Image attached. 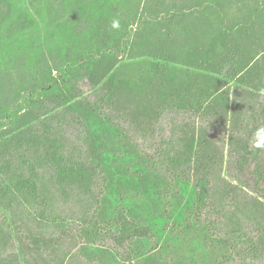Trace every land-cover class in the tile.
Listing matches in <instances>:
<instances>
[{
	"label": "trees",
	"instance_id": "16d2710c",
	"mask_svg": "<svg viewBox=\"0 0 264 264\" xmlns=\"http://www.w3.org/2000/svg\"><path fill=\"white\" fill-rule=\"evenodd\" d=\"M41 1L0 0V48L36 25L29 8L41 16ZM86 1L100 0L79 2ZM229 1L170 0L174 11L164 18H221ZM102 23V16L90 23L81 55L54 75L17 85L0 107V264H98L84 254L90 245L115 264H148L130 248L148 236L146 227L121 213L119 231L104 223L99 203L112 173L89 136L85 122L93 112L143 155L150 174L140 179L142 190L169 176L190 185L200 224L234 250L217 264H264V33L256 35L254 21L218 32L208 60L196 67L190 55V64L210 75L190 72L174 103L144 117L125 99L128 82L115 78L125 38L109 45L99 35ZM246 40L257 52L242 60ZM219 48L228 54L218 55ZM151 69L160 71L154 63Z\"/></svg>",
	"mask_w": 264,
	"mask_h": 264
},
{
	"label": "rangeland",
	"instance_id": "374dc122",
	"mask_svg": "<svg viewBox=\"0 0 264 264\" xmlns=\"http://www.w3.org/2000/svg\"><path fill=\"white\" fill-rule=\"evenodd\" d=\"M59 1L63 5L58 6ZM79 1L56 0L48 7L42 0L41 16L29 8L36 25L13 41L1 43L0 107L12 97L17 85L41 80L51 72L54 75L69 58L81 55L90 23L101 16L99 35H104L109 45L125 38L115 78L128 82L131 90L125 99L144 117L152 116L157 106L174 103L190 72L210 75L196 67L201 60H208L205 51L218 32L226 27L251 28L254 21L256 35L264 33L261 0H230L223 8L224 17L205 12L179 16L171 23L164 18L174 11L170 0H100L98 6L93 1ZM99 3L103 5L101 13ZM114 23L118 26L113 27ZM193 52L196 67L190 64ZM216 52L228 54L222 48ZM256 52V46L246 40L239 53L242 60H249ZM177 57L179 63L174 60ZM152 63L158 64L160 71L152 70ZM85 123L112 173V183L102 191L99 203L104 223L119 231L116 218L121 213L148 229L147 237L130 245L135 260L148 264H217L233 255L232 246L224 244L207 223L200 224L190 185L169 176L167 183L151 191L142 190L140 179L149 176L150 168L141 152L124 142L97 112L87 114ZM238 241L234 236V242ZM84 254L98 264H115L105 250L93 245Z\"/></svg>",
	"mask_w": 264,
	"mask_h": 264
},
{
	"label": "clouds",
	"instance_id": "9594fccd",
	"mask_svg": "<svg viewBox=\"0 0 264 264\" xmlns=\"http://www.w3.org/2000/svg\"><path fill=\"white\" fill-rule=\"evenodd\" d=\"M118 26V24L117 23H114L113 24V27H117ZM257 146H259V145H257Z\"/></svg>",
	"mask_w": 264,
	"mask_h": 264
}]
</instances>
